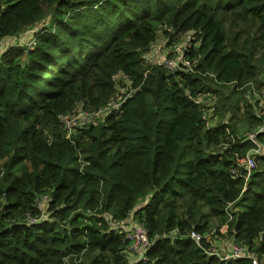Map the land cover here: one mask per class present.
<instances>
[{
    "label": "trees",
    "instance_id": "16d2710c",
    "mask_svg": "<svg viewBox=\"0 0 264 264\" xmlns=\"http://www.w3.org/2000/svg\"><path fill=\"white\" fill-rule=\"evenodd\" d=\"M27 31L32 46L0 53V264L264 256V153L250 172L238 159L263 121L257 94L250 103L240 95L264 82V0H0V51ZM191 31L188 70L147 60L160 32L174 42ZM206 92L222 93L208 118L215 127L197 100ZM113 99L121 105L68 135L65 116ZM259 138L264 147V131ZM129 217L150 240L134 261L119 228ZM192 231L232 238L244 256L224 260Z\"/></svg>",
    "mask_w": 264,
    "mask_h": 264
},
{
    "label": "built area",
    "instance_id": "2783aa9c",
    "mask_svg": "<svg viewBox=\"0 0 264 264\" xmlns=\"http://www.w3.org/2000/svg\"><path fill=\"white\" fill-rule=\"evenodd\" d=\"M28 43L30 46H32L34 44V39L30 38ZM179 61H181V64L178 68L188 70V67L191 66L190 58L183 57V55H180L177 58L163 59L164 64L170 69L172 67L177 66L179 64ZM212 93L213 92L203 93L197 99L198 101L201 102V104L206 105L203 116L207 119L209 118V116L212 115L211 110H212V105H214L213 103H211V99L215 98L213 97ZM207 96H209L208 102H202L201 98L202 97L206 98ZM121 102H122L121 100L113 99L112 102L104 109H99L97 111L88 112L86 114L83 112H79L71 116H65L64 122L68 130V135H71V133L76 130V127L78 125L87 123L89 119L98 117L95 123L100 122L107 114L112 112L114 108L119 107L121 105ZM105 111H107V113L104 114ZM255 115L262 117L263 121L258 127V130L248 133V135H246L245 137L246 139H249L252 141L253 147L247 152L246 156L238 158L240 160V164H245L249 172L256 164L257 154L262 153L264 150V147H262L260 144V138H259L260 132L264 131V98H262L261 95L258 96V111H257V114ZM211 120H214V122H212ZM211 120L208 119L207 124L215 127L218 123L217 122L218 117L215 116V118ZM232 171L234 172L237 171V165L234 164V166H232ZM38 204L41 206L40 202H38ZM28 219L30 221L36 220V218L31 217V216H29ZM122 223L123 224L120 223L119 228H123L126 234V238H128L129 240L128 252L134 255L135 258L143 256L145 248L150 244V240L148 238L145 225L141 222L140 223L135 222L132 219V217L122 220ZM114 227H115V224H114ZM223 227H227V225H224ZM191 236H193L197 240H200L202 237H206L208 239L209 234H201L196 231H192ZM213 253H217V252L213 251ZM243 256H244L243 247L235 243L231 251L227 255H225L224 258L222 259L227 260V259L243 257ZM252 261H253L252 264H263L264 256H260L259 254L255 253L252 255Z\"/></svg>",
    "mask_w": 264,
    "mask_h": 264
},
{
    "label": "rangeland",
    "instance_id": "374dc122",
    "mask_svg": "<svg viewBox=\"0 0 264 264\" xmlns=\"http://www.w3.org/2000/svg\"><path fill=\"white\" fill-rule=\"evenodd\" d=\"M236 29H233V31H235ZM194 32H187V33H183L181 35H179L178 37H176L174 42H169V37L167 34L160 32V34H158L157 39L155 40V42L152 44L151 48L148 50L149 52L146 53V57L147 60L149 61L150 58H159L160 60H163L164 58H168V56H170L171 58H177L180 55H183V57L186 58H190L187 57L185 54V51L188 48H190L193 44L198 43V41L194 40ZM34 36V33H32L31 31H27L24 35L19 36L18 38H12L10 40H4L2 42V46H1V51H4L7 47L9 46H17L19 42L24 41L26 43L29 42L30 38ZM159 45H161L162 47L159 48ZM262 66L264 67V62L262 63ZM260 78L264 80V68L262 71V74L260 75ZM258 82H253V83H249L244 92H241L240 98H241V102L242 103H250V100H254V98L257 96H262V98H264V82L258 86ZM233 83L227 85L226 87H224V94H231L232 93V89H233ZM222 93L220 92V94L211 99V103H213L214 105H216V103H218L219 99L221 98ZM233 96V100L237 101V99L234 97L236 96L235 94H232ZM209 96H207L206 98L202 97L201 100L202 102H208ZM220 103V102H219ZM221 116L223 114H220ZM231 115V112L227 113L223 118L227 119L229 116ZM212 122H214V120H211ZM264 153V150L263 152ZM40 197V201L42 204V207H46V196L45 195H41ZM45 211V210H44ZM137 222V221H136ZM215 222V221H214ZM214 222H212L214 224ZM224 226V225H223ZM221 227L220 230H227V227ZM216 230V223L213 227V231ZM221 231V232H223ZM224 233V232H223ZM209 238L212 239L213 241V246L214 248L212 249L213 251L217 252L219 254V256L221 258H224L225 255H227L233 245L235 244L234 240L232 238L229 237H221V238H212V235L210 234ZM133 259H135V257H131V261H134Z\"/></svg>",
    "mask_w": 264,
    "mask_h": 264
},
{
    "label": "crops",
    "instance_id": "0c3cea01",
    "mask_svg": "<svg viewBox=\"0 0 264 264\" xmlns=\"http://www.w3.org/2000/svg\"><path fill=\"white\" fill-rule=\"evenodd\" d=\"M162 46L161 45H159V48H161ZM127 227V226H126ZM134 257V256H133Z\"/></svg>",
    "mask_w": 264,
    "mask_h": 264
},
{
    "label": "clouds",
    "instance_id": "9594fccd",
    "mask_svg": "<svg viewBox=\"0 0 264 264\" xmlns=\"http://www.w3.org/2000/svg\"><path fill=\"white\" fill-rule=\"evenodd\" d=\"M227 225V224H226ZM209 238V237H208ZM217 254V253H216ZM219 255V254H218Z\"/></svg>",
    "mask_w": 264,
    "mask_h": 264
}]
</instances>
